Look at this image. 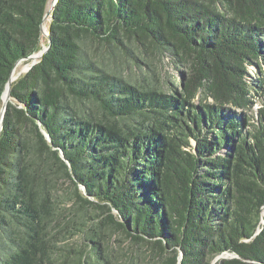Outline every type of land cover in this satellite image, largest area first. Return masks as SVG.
Listing matches in <instances>:
<instances>
[{
  "label": "trees",
  "instance_id": "trees-1",
  "mask_svg": "<svg viewBox=\"0 0 264 264\" xmlns=\"http://www.w3.org/2000/svg\"><path fill=\"white\" fill-rule=\"evenodd\" d=\"M49 2L0 0V107ZM49 18L1 122L0 264H264V85L247 77L264 0H57Z\"/></svg>",
  "mask_w": 264,
  "mask_h": 264
},
{
  "label": "rangeland",
  "instance_id": "rangeland-1",
  "mask_svg": "<svg viewBox=\"0 0 264 264\" xmlns=\"http://www.w3.org/2000/svg\"><path fill=\"white\" fill-rule=\"evenodd\" d=\"M47 23L48 20H46L43 24V29H45L44 31L47 32ZM46 35L44 33H42L41 35V42H40V49H42V47L46 46ZM33 55V54H32ZM32 59L30 57H28L27 59L18 62L13 69V73L12 75L14 76L15 74L18 73V75L20 74H24L25 72H27L28 68L31 65ZM261 63H264V61L262 60ZM27 68V70H26ZM260 66L255 64L249 65L248 69H247V74H248V79L251 81V83H256L257 85H259L258 81H262V83H260L261 86L264 85V64H261V70H259ZM123 73H129L131 75V77H137V75L139 74V70L137 69V67H135L134 65H129L128 67H123L121 68ZM183 69V68H182ZM162 73H164V76H166V78L168 79H172L175 78L177 79L178 77H181V74L179 72H176L175 68L172 66H168L167 64L164 66V69L162 71ZM19 75V76H20ZM18 76V77H19ZM258 91L261 92V90L258 89ZM264 95V94H263ZM263 100V97H256V102L252 107V112L254 114V119H256L257 117V109L259 108V106L261 105ZM251 111L248 113H251ZM68 184L67 182H61L59 181L57 186H56V190L57 193H62L66 188H67ZM71 205V203L69 204ZM69 205H67L68 207H70ZM111 243L113 244V249L114 251L118 250L120 251V258L122 260L127 259L126 258V254L125 251H128L130 249V251H132V245L130 244V240L125 237L122 236L121 234H114L111 237ZM124 253V254H122ZM126 261V260H125Z\"/></svg>",
  "mask_w": 264,
  "mask_h": 264
},
{
  "label": "water",
  "instance_id": "water-1",
  "mask_svg": "<svg viewBox=\"0 0 264 264\" xmlns=\"http://www.w3.org/2000/svg\"><path fill=\"white\" fill-rule=\"evenodd\" d=\"M56 1H57V0H50V2H49V7H48V9L46 10V12H45V14H44V17H43V20H42L41 30H42V33H44V34L46 35L48 41H49V34H48V32L43 31V24H44V22H45L46 20H50L49 17H50L51 9H52V7L55 5ZM47 49H48V44H47L45 47H43V49H41V51H38V53H36L37 57H35L34 59L32 58L33 55L29 56V57L32 59V63H31V65L28 67V70H29V69H30L35 63H37V62L42 58L43 54L45 53V51H46ZM23 60H24V59H20V60H18V61L15 63V65H16L18 62H21V61H23ZM15 65H14V66H15ZM28 70H27V71H28ZM8 80H9V79H8ZM6 84H7V83H6ZM10 88H11V87H10ZM10 88L8 89V93H7V101L5 102V104L3 105V107H2L1 110H0V125H1V122H2L3 114H4L5 109H6L7 102L11 100V98H10V94H9V92H10ZM18 107L21 108L22 105L18 104ZM41 131H42V133L44 134V136L46 137V139L49 141V137H48L47 133H46L43 129H41ZM53 149H57V148H56V147H53ZM58 155H59V157H60L62 160H64V162L66 163V165L69 167V162L64 158V155H63V153L61 152L60 149H58ZM78 188H79V190H80V192H81L82 194H85L84 187H83L82 185H78ZM112 212L116 214L117 211H116L114 208H112ZM120 220H121V219H120ZM121 221H122V220H121ZM181 257H182V253H181V251H179V254H178V264H180ZM221 257H222V258H224V257H235V255H234V254H231V253H225V252H224V253L220 254L219 256L215 257L214 260H213V263H214L218 258H221Z\"/></svg>",
  "mask_w": 264,
  "mask_h": 264
},
{
  "label": "bare ground",
  "instance_id": "bare-ground-1",
  "mask_svg": "<svg viewBox=\"0 0 264 264\" xmlns=\"http://www.w3.org/2000/svg\"><path fill=\"white\" fill-rule=\"evenodd\" d=\"M45 29H43V31H44ZM42 49H43V47H42ZM38 51H41V49H39ZM38 51L36 52V53H38ZM36 53H34L33 54V59L35 58V57H37V55H36ZM32 63V62H31ZM28 68V67H27ZM27 68H26V70H27ZM18 76V73L17 74H15L14 76H12L9 80H8V82H7V84H6V86H5V89H4V91H3V93H2V104H1V107H0V110H1V108L3 107V105L5 104V102L7 101V86H9L8 87V89L10 88V85L11 84H9L13 79H15L16 77ZM0 128H1V125H0Z\"/></svg>",
  "mask_w": 264,
  "mask_h": 264
}]
</instances>
